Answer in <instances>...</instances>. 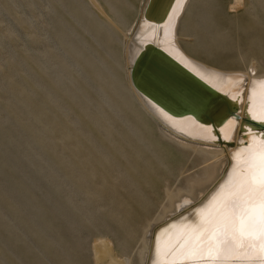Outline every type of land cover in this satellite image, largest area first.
Listing matches in <instances>:
<instances>
[{"label":"bare ground","instance_id":"1","mask_svg":"<svg viewBox=\"0 0 264 264\" xmlns=\"http://www.w3.org/2000/svg\"><path fill=\"white\" fill-rule=\"evenodd\" d=\"M89 1L94 6L95 11L99 17L108 19L110 25L115 30L121 27L122 24L120 25L116 20H113L112 18H110V16L106 14L104 7L101 6L98 0H89ZM149 1L150 0H140L137 14L134 20L129 25L125 26L123 30V37H122L123 39L121 43L122 50H121L120 58L122 59V68H123L122 71L124 73L128 88V91H126L128 92L127 93L128 96L125 94L123 96H127L128 98L126 97L124 98L130 99L135 104L138 111L142 114V119L148 121L149 124H151L152 127L155 128L161 139L171 144L181 152L187 153L191 151L193 154L197 155L202 160L203 164H205V166L203 167L204 170L199 176H194L190 178V183L186 190L183 189L177 192L169 193L168 198H170L171 200L170 205H168L169 207L165 209L162 208L163 212L159 213V215L157 214V216H155L153 220H149V223L147 222L145 223V221H142L143 224L142 223L141 225L139 224L138 231L139 233L142 232L139 238L141 241L139 242L144 243V248L143 247H142L143 249L141 248L142 251L139 255L137 264H171V262L174 259L177 261L186 259V257H184L181 254L182 249L186 244V241L190 236L195 234V232H198L201 228L205 226L208 217L215 214V211L220 203V198L222 196H227L229 193V187L227 186V182L231 178L232 183L234 185L237 181V173L246 167L247 154L250 151L259 152L261 150H264V144H262L261 142L262 136H259V133L262 132V130L260 132H254L256 129H259L258 128L259 126L264 125L263 123L264 121L259 119V117L264 116V67H262L260 61L255 56H252L248 60L246 68L230 67L225 69L220 68L217 65L211 64L209 61H206L201 57H198L197 54L191 49L192 46L191 43L196 42V36L193 30L190 29V25L187 23L189 17L188 13L195 0H175L168 14V18L161 26L149 22L144 17V12L148 6ZM246 2H247L246 0H234L232 5L229 6L230 7L229 10L231 12H236L239 9L244 8L246 6ZM106 6H108L107 8L110 11L111 15L115 14L110 9V7L112 6L108 5L107 2H106ZM113 6L115 7L114 4ZM55 7L59 8L58 5ZM34 11L35 10H33V12ZM3 12L4 11H2V14ZM7 12L9 13V11ZM31 13L32 12H30V14ZM70 14H72V17L76 16L73 15L72 12ZM45 15H47V13ZM88 15L90 14L86 13V16ZM204 15L205 14H203L202 16L204 17ZM9 16L11 17L12 15ZM204 18H201V20H203ZM74 19H75V24L73 22L74 28L72 27L67 31L64 29L66 32L61 33V37H62L60 38L61 40L57 39L58 42L59 40L62 42L61 45L58 42L56 43L55 42L56 40L55 41L52 40L50 36L45 34V40H47L46 42L48 44L49 49L51 48L56 54L57 58L60 61H62L63 67L57 65L58 60H56L57 58L55 54H52L50 52H49L50 54L48 53L47 55L43 56V62H42V59L40 58L41 54L38 52L39 51L38 48L36 50L34 49V51H36L34 55L30 53L32 55L30 56V59L34 61L33 63L35 65L33 64H32L33 66L30 65V63L25 59L19 62L20 65L19 72L21 74V79L22 81L25 82V84L23 83L25 88L23 87L24 91L22 90L21 94L23 92V95L28 97L31 92L36 91V89H39L41 87L40 84L42 83L38 81L35 74L36 70L38 69L40 70V72L44 71L47 73L49 80L51 81L52 84H55V87L56 85L60 86L61 84L67 87L70 86L76 87L75 83L73 82L80 80L84 85L86 84L88 86V91L93 92L94 94H98L99 96V100L97 99L98 101L101 100L100 108L96 107L97 108L96 118L98 120H103L106 118V114H112L111 116L116 118L118 121L119 120L121 121L123 119L122 116L124 115V113L123 115H121L122 114L120 113L121 109H119L118 105L116 104L117 100L116 101L114 100L116 98L114 97L113 99L112 97L114 95L111 94L112 95L111 97L110 94L107 93L108 86L106 88L105 86L102 85L103 83H100L101 82L100 80L102 78L105 80L106 79L109 80L110 74L108 72L109 69L107 67L108 66L107 61L102 60L103 58L100 59L101 55L99 56V52H101L104 49L105 42L103 44L102 40H100L99 37H97L98 34L101 32H99L98 30V32L96 33L95 31H97V29L100 28L104 30V27L106 26L99 23V27L95 28L96 30L93 31L91 22L95 23L94 21L89 20V18H86L87 22L86 20L82 22L81 19H79V17H75ZM55 20L56 19H54V21ZM205 21L209 23L207 17L206 20H204V22ZM8 22H11V20H9ZM205 23L203 24L204 26ZM31 25L32 26L34 25V20L30 19V26ZM6 27L8 28V26ZM52 32H54V29ZM108 32H110V30ZM42 34L43 33L41 32V35ZM29 35H27L26 38H28ZM3 37L6 36L3 35ZM3 37H0V46L4 44V41H2ZM10 38L14 39V37L11 36ZM107 41H110V39L106 40V42ZM148 42H151L156 46H158L159 48H161L165 53H168L171 57H173L176 61H178L183 67L189 69L194 75L202 79L205 83L211 85L214 89L224 94L226 97H230L232 99L237 100L239 102V112H238L239 119L237 120L235 117L231 116L227 122H225L223 125L220 126L218 132H214L210 124L208 125L203 124L190 115L185 117L172 116L168 113H165L160 107H158L151 100L143 97L133 85L131 79V68L136 59V56L140 53V51L143 49L145 44ZM211 42L213 41L211 40ZM7 45L9 46V43ZM106 46H108L107 43L105 45V48ZM31 49H33V47ZM108 49L110 50L111 48L108 47ZM42 50L44 51V48ZM109 50H108V54H110L109 52H112V49L111 51ZM104 51L105 52H103L104 53L103 55L107 56L106 50ZM36 67L38 69L35 70ZM85 67H88V69H91V72L94 73L93 74L91 73L89 76L87 74L85 75L84 74ZM41 76L44 77V75ZM90 76L92 77V79L94 78V80H92ZM97 79L99 83L96 82ZM43 80L46 81V78H44ZM43 84L45 85V83ZM9 87H11V84L9 85ZM48 87H50V85ZM52 87H50V90ZM74 87L71 88L74 89ZM0 88L2 90V87ZM58 88L56 89L58 90ZM56 89L54 88V92L53 91L52 92L55 93ZM67 90L69 91V89ZM3 92L8 93L9 97L8 96L6 97L8 103L6 102L7 104L0 106V264H52L53 262L52 250L55 253L62 256L63 255L65 256L66 253L64 245L61 244L62 241H64L62 238V236L64 235L61 231L62 224L66 222L68 224L66 225L67 232L71 234L75 233L76 221L74 219L75 216L74 214L77 212L78 215V211L76 209L77 207L76 205L78 203H76V201L79 196H77V192L73 188L74 185L70 188L69 186H71V184L69 185L68 183L65 182L64 174L62 173V170L64 169L61 167L59 169L60 165H58L56 160L52 159L53 156L51 157V155L49 154L50 155L49 157L47 156L48 153L45 154L46 150L48 148L51 149L52 146L54 145L53 142L54 137L49 136V133L54 130H51L49 127V129L51 130L50 131L46 127V123L42 122L41 115H40L41 117L39 115H34V113H36L35 112L36 110L35 108H37L36 106L33 107L32 105H29L25 101L22 102L20 100V95L17 94V92L14 93L9 89H7V91L6 89H4ZM48 92L46 93L48 94ZM82 92L84 93L83 90ZM4 93H2L1 97L4 95ZM78 93H80V96L78 97H82L81 95L82 93L81 92ZM59 94H61V92ZM117 95H120V93H118ZM61 96L62 95H60V97ZM34 97L36 96L34 95ZM55 98H57V96H55ZM55 98L50 95L48 96L47 99L53 104L52 106H54V108L59 107V111H61L63 114V120L65 116L67 118H70L72 115L68 111L69 108L67 109L66 107L63 106L60 107L58 105V103L60 102L56 101ZM86 99L90 102L94 100L92 98H91L92 100L88 98ZM120 99L122 100V98H119V102H121ZM70 100L69 101L66 100L67 104L68 102H70ZM83 100H81V102ZM87 100L86 102H88ZM98 101L97 103H100ZM78 102H80V100ZM62 103L63 102H61V104ZM124 103L126 104V102ZM129 103H127L128 108H130ZM92 104L89 105H91L92 107ZM71 106H73L72 102H71ZM81 106L79 105V107ZM52 108L53 107H51V109ZM44 110L46 111V108H44ZM50 114L52 115V113ZM49 116L50 115H48V117ZM73 116L72 119H74ZM87 116L88 115H86V117ZM254 116L257 118L254 119L253 118ZM86 117L84 118L88 119L90 116L88 118ZM78 119H76V122L77 121L80 122V119L79 120ZM90 119L88 121H90ZM249 119H252L254 122L257 123H254L253 121L249 123L246 122V120ZM55 121L60 122L62 120H58V121L55 120ZM123 122H125V120H123ZM75 124L76 123H74L73 125L75 126ZM253 124L255 125V127L251 128V125ZM87 125H89V123ZM98 125L95 124L94 127L96 128V126L98 127ZM119 126L121 127L122 125L119 124ZM86 127L83 129H86ZM64 128H66V126ZM125 128L126 126L124 127V130ZM129 129L132 130L131 128ZM103 132L105 133V131ZM130 134H132V132H130ZM134 134L136 136L135 132ZM139 134H137V136L140 137ZM30 135L34 136V139L32 141L27 140V138H29ZM55 135L58 136V134ZM64 136H66V134ZM123 136L125 135L123 134ZM217 136L220 139L217 138ZM66 138L68 139V137ZM102 139L103 138H101V140ZM101 140L97 138V141L102 143L105 139H103V141ZM88 145L90 146V144ZM109 145L111 146V144ZM69 147L70 149H72L71 144ZM86 147L87 146H85L84 148ZM84 148L83 149L81 148V150L85 152ZM101 149H103L102 146ZM63 151L66 152L67 150H63ZM103 151L104 150H102L101 152ZM87 153L88 152L86 151V154ZM97 154L99 155V153L96 152V156ZM57 156H59V154ZM70 156L67 157L70 158ZM238 156L240 157L239 160L237 159ZM83 163L85 164V162ZM120 177L123 176L120 175ZM66 185L68 186V188H70L68 193H66L68 189ZM140 210H141L140 207L137 206L136 204L134 211L136 212L138 211V212L135 213L134 216L140 217V219L143 218L144 220L145 216L143 215V212ZM64 218L66 219L65 221ZM118 222H120L119 224L120 229L123 230V227H125L126 224L125 219L123 220L122 218H119ZM89 223L91 222L89 221ZM81 224L83 223L81 222ZM100 232H106L107 234L113 235L114 239L117 241V243H119L118 246L110 237L108 238L106 236L107 234L102 235ZM93 236L95 239L93 240V245H92L91 264H134L131 263V257L128 258L126 257L127 256L126 254L122 253L124 243L123 242L121 243L118 238V235L114 234V232H112L110 229L108 230L105 227L100 228L95 232H93ZM207 236L208 233L205 232L203 233V236L201 238L203 239L206 238ZM247 251H248L247 249H244L241 252L242 259L232 261L230 262V264H245L246 257L244 256V253H246Z\"/></svg>","mask_w":264,"mask_h":264},{"label":"rangeland","instance_id":"2","mask_svg":"<svg viewBox=\"0 0 264 264\" xmlns=\"http://www.w3.org/2000/svg\"><path fill=\"white\" fill-rule=\"evenodd\" d=\"M98 1L101 4V6L104 7L106 14L110 16V18L116 20L120 25L122 24L120 28L115 30L110 25L108 19L99 17L95 11L94 6L89 0H76V1L75 0H0V10L2 8L0 13V37H3V35L6 36L2 38L4 44L0 46V51H1L0 60L4 59L1 60L2 62L0 61V66L3 67V68L0 67V87H2L3 91L4 89H6V91L7 89H9L14 93L17 92V94L20 95V100L22 102L25 101L29 105H32L33 107L36 106L38 110L37 108H35L36 113H34V115H39V116L41 115L42 122L46 123V127L48 129L50 127L51 130H54L49 133V136L54 137L53 138L54 145L52 146L51 149L48 148L45 154L48 153L47 156L49 157L50 155L51 157L53 156L52 159L56 160L58 165H60L59 169L60 167L64 169L62 170V173L64 174L65 182L68 183L69 185L71 184V186H69L70 188L74 185L75 187L73 186V188L77 192V196H79L76 201V203H78L76 205L78 215L77 212L74 214L75 216L77 215L76 216L77 218L74 216V219L76 221L75 233L71 234L67 232L66 225L68 224L66 222H64L66 224L64 223L62 224L61 231L64 235L62 236L64 241H62L61 244L64 245L66 253L65 256L64 255L62 256L55 253L52 250L53 253L52 264H91L92 245H93V240L95 239L93 236V232L104 227L107 228L108 230L110 229L112 232H114V234L118 235L120 242L124 243L122 253L126 254L127 255L126 257L128 258L131 257V263L137 264L139 255L142 249L144 248V243L139 242L141 241L139 238L140 235L142 234V232L139 233L138 231L139 224L140 225L141 223L143 224L142 221H145V223L146 222L149 223V220H153L154 217L157 216V214L159 215V213L163 212L162 208L165 209L169 207L168 205H170L171 203L170 198H168L169 193L177 192L183 189L186 190L187 187L189 186L190 178L194 176H199L204 170L203 167L205 166V164L202 163V160L197 155L193 154L191 151L187 153L181 152L171 144L161 139L155 128L152 127V125L149 124L148 121L142 119V114L138 111L135 104L130 99H126L128 98L127 97L128 92H126L128 91V88L124 73L122 71L123 70L122 59L120 58L121 50H122L121 43L123 39L122 37H123L124 27L129 25L134 20L137 14L140 0H124V1L98 0ZM246 1H247L246 6L236 11L237 12L236 13V12H231L229 10L230 8L229 6L232 5L234 0H195L188 13L189 17L187 23L190 25V29L193 30L196 36V42L191 43L192 44L191 49L197 54L198 57H201L202 59L209 61L211 64L217 65L218 67L225 69L230 67L246 68L248 60L252 56H255L260 61L262 67H264V0H246ZM54 2L59 6V8L55 7L57 5ZM106 2L108 5L113 7V8L110 7V9L113 11V13H115L113 14L114 16L111 15L110 11L108 10L107 8L108 6H106ZM112 2L115 5V7L113 6ZM73 4H75L76 6ZM32 9L35 10L36 12L35 11L33 12ZM2 11H4L3 14ZM7 11H9V13ZM23 12L26 14H24ZM30 12H32L31 13L32 15L30 14ZM69 12L70 13L72 12L73 15H76L75 17H79V19H81L82 22H84L86 18H89V20L94 21L95 23L91 22L93 31L96 30L95 28L99 27V23L106 26L104 27V30L100 28L97 29V31H95L96 33L98 32V30L99 32H101L98 34L97 37H99V39L102 40L103 44L105 42V45L106 43L108 45L106 46V48L104 45V49L101 52H99V56L101 55L100 59L103 58L102 60L104 61L106 60L108 63L107 67L109 69L108 72L110 74L109 75L110 81L108 79L105 80L102 78L100 80L101 81L100 83H103L102 85L105 86L106 88L108 86L107 93L110 94L111 97L112 95H114L112 98L114 99L115 97L116 98L114 99L115 101L117 100L119 102V98H122V100L120 99L121 102H119V104L116 101V104L118 105L119 109H121L120 110V113H122L121 115H123L124 113V115L122 116L123 119L121 121L120 120L118 121L116 118L111 116L112 114H106L105 119L98 120L96 118V114H97L96 112H97V108H100L101 100L98 101L99 100L98 94H94L93 92L88 91V86L86 84L84 85L80 80L73 82L75 83L76 87L74 86L67 87L62 84L60 86L56 85L55 87V84H52L51 81L49 80L47 73L44 71L40 72V70L37 67L35 68V70L36 69L38 70H36L35 74L38 81L42 83L40 84L41 89L39 88L36 89V91L31 92L28 97L24 96L23 92L21 94V91L22 90L24 91L25 87L23 83L25 84V82L22 81L21 79V74L19 72L20 71L19 62L25 59L30 63V65L32 64L35 65L33 63L34 61L30 59V56L34 55V53L36 52L34 51V49L36 50L37 48L39 49L38 52L41 54L40 58L42 59V62H43V56L47 55L49 52L55 54L51 48L49 49L48 44L46 42L47 40H45V34L50 36L52 40L54 41L56 40L55 42L57 43L58 42L57 39L62 38L61 33H65L68 29L72 27L74 28L75 17H72V14H70ZM85 12L87 14L89 13L90 15L86 16ZM46 13L49 16L45 15ZM203 14H205L204 15L205 18L202 16ZM9 15H12L11 16L12 18ZM206 17L209 23H207L206 21H205L206 23L204 22V20H206ZM201 18L204 19L201 20ZM8 19L11 20V22H8L9 21ZM30 19L34 20L33 26L32 25L30 26ZM45 19L48 22L49 21L50 22L48 23ZM54 19L56 20L54 21ZM203 22L205 23V26L203 25L204 24ZM6 26H8V28ZM53 29L54 32H52ZM108 29L110 30V32H108L109 31ZM18 30L20 33L18 32ZM41 32L43 33L42 35ZM49 32L52 34V36ZM209 33L212 35H210ZM27 35H29L28 38H26ZM10 36L14 37L15 42L13 38H10ZM109 39L110 41L106 42V40ZM60 40L58 43L61 45L62 42ZM211 40L213 42H211ZM8 43L9 46L7 45ZM43 46H45L46 48ZM30 47L31 48L33 47V49H31ZM108 47L112 49V52H109L110 54H108V50H109ZM43 48L45 52L42 50ZM111 49L109 51H111ZM104 50H106L107 56L103 55L104 54L103 52H105ZM42 51L45 54H43ZM56 60H58L57 62L59 63V64L57 63V65L63 67L62 61H60L58 58ZM84 69H85L84 70L85 75L87 74L89 76L91 73L92 74L94 73L91 72V69H88V67H85ZM41 75H44V77ZM44 78H46V81L48 82L43 80ZM90 78L92 79L91 76ZM92 80H94V78ZM107 81L110 83H108ZM96 82H98V79ZM43 83H45V85ZM10 84L11 87H9ZM16 85L20 87L18 88ZM49 85L50 87L53 86L52 87L53 90L52 88L50 90V87H48ZM109 86L112 87L114 90ZM71 87H74L75 90ZM54 88L55 89L58 88L61 94H59L60 92L57 89L55 90V93H53ZM67 89H69V91ZM2 90L0 88V106H3L8 103L6 98L8 96V93L6 92L4 93ZM82 90L84 91V93L82 92ZM46 92H48L49 95ZM78 92L82 93L81 94L82 97H78L80 96V93ZM2 93H4L3 95L4 97L3 96L1 97ZM118 93H120V95H117ZM124 94L127 96H123ZM34 95L36 97H34ZM50 95L54 98L55 96H57V98L55 99L56 101L60 102V103L57 102L58 105L60 107L62 106L66 107L67 109L69 108L68 111L71 113L72 116L74 115L73 116L74 119H72V116L69 115L71 116L70 118H67L65 116L63 120V114L61 111H59V107L58 108L55 107L56 108L55 110L54 106H52L53 104L50 101H48L47 98ZM60 95L62 96L60 97ZM88 96H90L94 100H92ZM82 98L85 100H83ZM86 98L92 100L93 104L92 102L88 101ZM66 100L68 101L70 100V102H68L67 104ZM79 100L80 102H78ZM81 100L85 102L83 101L81 102ZM86 100L88 102H86ZM97 101L100 103H97ZM61 102H63L62 103L63 105L61 104ZM71 102L73 106H71ZM124 102H126V104ZM127 103L130 104V105L128 104L130 108H128ZM89 104H92L93 109ZM79 105L82 106L79 107ZM51 107L53 108L51 109ZM44 108H46V111L44 110ZM73 109L74 110L77 109V110L74 111ZM49 111L50 113H52V115L49 113ZM48 115H50L49 117H51L52 119L49 118ZM86 115L88 116L86 117ZM84 117L86 118L89 117V118L85 119ZM78 118L80 119V122L82 124L79 121L76 122V119ZM89 119L91 122L88 121ZM55 120L57 121L62 120V121L56 122ZM123 120H125V122H123ZM72 121L73 124L74 123L77 124V127L76 124L75 126L72 124ZM97 121L98 122L101 121V122L98 123ZM86 123L87 124L89 123V125H87ZM95 124L96 125L101 124V125H98V127L96 126L95 128L94 127ZM119 124L122 126L120 127ZM65 126L67 129L64 128ZM72 126L75 129H73ZM84 126L85 127L89 126L90 128L86 127V129H83L85 128ZM125 126H126L125 130L127 129L126 131L124 130ZM129 128H131L132 130H130ZM67 130L70 132H68ZM103 131H105V133ZM133 131L136 133V136ZM130 132H132V134H130ZM55 134H58V136ZM60 134H62L63 136L66 134V136L63 137ZM112 134L115 136H113ZM123 134L125 136H123ZM137 134H139L140 137L137 136ZM66 137H68V139ZM100 137L105 139L104 141L106 142H104L103 139L101 140ZM58 138L59 139L61 138L62 141L61 139L59 140ZM97 138L103 141V143L97 141ZM33 139H34L33 135H30L29 138H27V140L30 141H32ZM72 141H75L76 143ZM70 144H71V148L72 149L74 148L73 150L70 149L69 147ZM88 144H90V146ZM109 144H111V146ZM100 145L103 147V149H101ZM85 146L87 147L84 148ZM81 148L82 149L84 148L85 152L81 150ZM87 149L88 150L91 149L90 151L92 152L88 151ZM63 150H67V151L65 152ZM102 150L104 151L101 152ZM86 151L88 152L87 154ZM57 152L59 156H57L58 155ZM96 152L99 153V155L97 154L96 156ZM70 155L72 156L75 155V156L72 157ZM67 156L68 157L70 156V158L74 162ZM83 162H85V164ZM120 175L123 177H120ZM66 178H68L69 180ZM66 187L68 188L67 185ZM70 188L67 189L66 193H68ZM79 190L83 192H80ZM136 204L137 206L140 207L141 209L140 211L143 212V215L145 216V217L143 216L145 218L144 220L143 218L140 219V217L134 216L135 213L138 212V211L137 212L134 211ZM119 218H122L123 220L125 219L126 224L125 227H123V230L120 229L119 227L120 224V222H118ZM65 220L66 219L64 218V221ZM89 221L91 223H89ZM81 222L83 224H81ZM100 233L102 235L107 234L106 232H100ZM106 236L108 238L110 237L118 246L119 243H117L113 235L107 234ZM66 243L68 244V246Z\"/></svg>","mask_w":264,"mask_h":264},{"label":"snow or ice","instance_id":"3","mask_svg":"<svg viewBox=\"0 0 264 264\" xmlns=\"http://www.w3.org/2000/svg\"><path fill=\"white\" fill-rule=\"evenodd\" d=\"M246 161L236 183L227 182L229 193L220 198L215 214L186 241L181 252L186 259L171 264H230L242 259L244 249L245 264H264V150L250 151Z\"/></svg>","mask_w":264,"mask_h":264},{"label":"water","instance_id":"4","mask_svg":"<svg viewBox=\"0 0 264 264\" xmlns=\"http://www.w3.org/2000/svg\"><path fill=\"white\" fill-rule=\"evenodd\" d=\"M174 2L150 0L144 12L145 19L161 26L168 18ZM131 79L136 90L165 113L175 117L190 115L203 124H210L214 132H218L231 116L239 119L237 100L226 97L205 83L151 42L146 43L136 56L131 68ZM252 121L246 120L248 123ZM253 127L254 124L251 125ZM258 128L254 132L262 130L259 136L264 137V125Z\"/></svg>","mask_w":264,"mask_h":264}]
</instances>
